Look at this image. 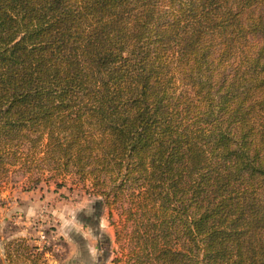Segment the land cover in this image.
I'll return each instance as SVG.
<instances>
[{
  "label": "trees",
  "instance_id": "1",
  "mask_svg": "<svg viewBox=\"0 0 264 264\" xmlns=\"http://www.w3.org/2000/svg\"><path fill=\"white\" fill-rule=\"evenodd\" d=\"M37 161L114 264H264V0H0V182Z\"/></svg>",
  "mask_w": 264,
  "mask_h": 264
},
{
  "label": "rangeland",
  "instance_id": "2",
  "mask_svg": "<svg viewBox=\"0 0 264 264\" xmlns=\"http://www.w3.org/2000/svg\"><path fill=\"white\" fill-rule=\"evenodd\" d=\"M30 166L11 168L0 182V259L9 252L11 264H114L125 246L123 234L115 239L122 208L115 205L108 218L103 205L98 215L103 198L74 175H53L39 161Z\"/></svg>",
  "mask_w": 264,
  "mask_h": 264
}]
</instances>
